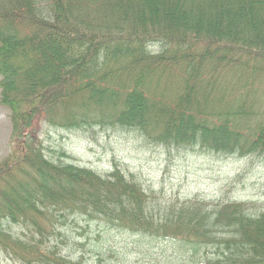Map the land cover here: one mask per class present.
<instances>
[{
  "label": "trees",
  "instance_id": "16d2710c",
  "mask_svg": "<svg viewBox=\"0 0 264 264\" xmlns=\"http://www.w3.org/2000/svg\"><path fill=\"white\" fill-rule=\"evenodd\" d=\"M263 79L264 0H0V259L111 264L115 241L79 244L95 225L126 237L133 264H264L256 205L163 199L115 160L77 164L38 128L264 155Z\"/></svg>",
  "mask_w": 264,
  "mask_h": 264
},
{
  "label": "rangeland",
  "instance_id": "374dc122",
  "mask_svg": "<svg viewBox=\"0 0 264 264\" xmlns=\"http://www.w3.org/2000/svg\"><path fill=\"white\" fill-rule=\"evenodd\" d=\"M259 81V80H258ZM264 93V79L259 83ZM256 102H264L256 93ZM255 102V103H256ZM43 142L51 147L60 144L75 162L103 172L115 160L139 178L163 199H183L200 195L212 200H238L253 202L255 209L264 210V156L239 157L235 155H214L198 148L164 149L148 143L141 135L129 130L116 128H92L87 130L64 131L47 130L38 123ZM10 122L9 111L0 105V159L9 152ZM253 209V208H252ZM77 231L82 229L77 226ZM90 226L84 230V238L79 244L93 250L92 243L101 246L115 241L116 254L106 258L111 264H133L134 254L127 248L119 250L126 240L121 234H106ZM121 232V231H120ZM99 233V234H97ZM159 251L156 244L153 248ZM145 252H139L141 257ZM86 257L94 255L85 252ZM103 256V255H102ZM145 264H151L145 261ZM0 264H12L0 259ZM139 264V263H136Z\"/></svg>",
  "mask_w": 264,
  "mask_h": 264
}]
</instances>
